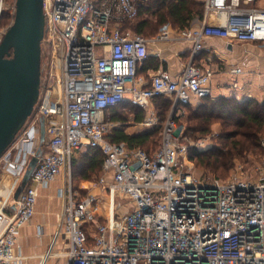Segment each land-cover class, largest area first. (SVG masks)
I'll return each instance as SVG.
<instances>
[{"label":"built area","instance_id":"obj_1","mask_svg":"<svg viewBox=\"0 0 264 264\" xmlns=\"http://www.w3.org/2000/svg\"><path fill=\"white\" fill-rule=\"evenodd\" d=\"M202 3L196 26L163 25L148 37L122 28L136 17L139 0H43L42 89L0 155V264L32 257L38 264L51 257H61L59 264H264V159L255 179L237 172L226 181L200 177L186 151L206 140L187 145L173 135L180 103L210 94L212 71L195 60L203 40L264 43V0ZM5 9L9 22L0 25V39L15 0L8 6L0 0V17ZM183 40L191 51L178 75L162 68L148 78L138 73L150 44ZM161 96L172 104L155 151L106 138L114 125L106 119L109 109L125 101L145 107ZM158 120L152 112L143 122ZM87 148L101 153L96 192L71 175V155ZM39 150L29 181L14 197ZM56 179L63 199L58 226L46 251L26 255L17 237L34 214L38 187Z\"/></svg>","mask_w":264,"mask_h":264},{"label":"trees","instance_id":"obj_2","mask_svg":"<svg viewBox=\"0 0 264 264\" xmlns=\"http://www.w3.org/2000/svg\"><path fill=\"white\" fill-rule=\"evenodd\" d=\"M146 2L143 1L141 2L143 4H139L136 15V18H139V20L132 24L134 28L131 29L144 36L146 28H150L148 30L149 35L155 33L158 27L167 23L176 28H185L200 20L203 15V5L199 1L153 0L158 9L150 11L154 16V19L150 20L146 17L147 11L150 10V6L145 5ZM130 21L126 20L124 22L128 23ZM8 22L9 14L8 11L4 10L1 14L0 25L3 23L7 24ZM148 64L155 67L158 62L154 61V57L148 56L141 67L145 68ZM153 101L157 102L158 111L156 110L155 113L158 119L161 120L160 108L170 109L172 104L171 99L161 96ZM124 106L125 108L130 106L139 107L137 104L125 101L109 109L106 113V119H118L119 116H115L113 113H116L117 108ZM180 106L186 111L187 108H192V105L189 103H180ZM137 110L139 111L135 115V121L139 122L142 121L143 114L142 110ZM186 118L188 122L185 125V129L188 131H198L202 134H206L209 131L211 123L216 120L220 122V132L217 135L220 138L218 145H211L206 151L192 148L189 152V158L194 159L199 164L210 167L212 172H217L218 169L223 171L228 170L233 164L235 156L259 147L260 140L264 138V100L255 98L239 99L234 96H217L212 98L206 95L200 98L199 104L188 110ZM154 128H157V126ZM149 132L128 133L124 128L113 125L106 138L113 142L124 141L129 147L143 148L149 139ZM101 162L100 151L94 148H87L82 152L80 159H76L71 164V175L72 171L73 173L80 172V178H88L91 173L100 171Z\"/></svg>","mask_w":264,"mask_h":264},{"label":"rangeland","instance_id":"obj_3","mask_svg":"<svg viewBox=\"0 0 264 264\" xmlns=\"http://www.w3.org/2000/svg\"><path fill=\"white\" fill-rule=\"evenodd\" d=\"M146 2L145 5H149L150 6V10L147 11L146 17H148L150 20L154 19L153 14L150 13V11H153L154 9H158V6L155 5V3L153 2V0H142V2ZM195 1H199L201 3V5H203L202 0H195ZM6 5L8 6V4L10 3V0H5ZM140 5L143 4L141 3V0H139ZM258 4V2L256 3ZM202 7V6H201ZM7 11V9H5ZM145 16V14H144ZM1 18V17H0ZM131 20L130 22H123L122 23V28L123 29H128L131 30L133 29V25L134 23H136V21L139 20V18H131L129 19ZM197 22V21H195ZM194 22V23H195ZM6 25L5 23H3L1 26ZM165 25H168L171 27V29H176V27L172 26L171 24L167 23ZM162 27V26H161ZM161 27H158L157 31L151 35L148 34V30L150 28H146V32L144 33L145 36H153L154 34H156ZM132 31V30H131ZM147 34V35H146ZM236 49H238L239 53L242 54H248L249 50H252L253 56L254 58H256V63H252L251 65H245V64H240V65H235V64H230L229 61V57L226 56L224 57L225 59H220L219 57H223V54L221 55L220 50H218L216 46L211 48V51L214 50L215 53H212L210 50H208L207 52L203 53L202 56V60L201 63H205V66H208L210 68V70L212 71V76H213V83L215 82H220L223 79L229 83L234 84V82H243L246 80H249L251 77H258V79L263 78V69L262 68V64L264 65V43L260 42V43H254L252 46H248L246 47L244 44H240L237 43L236 45ZM46 51L44 50V46L41 44V59H40V89H42V85H43V79H44V74L46 71ZM207 60V61H206ZM224 63V64H222ZM226 65V66H225ZM222 67V69H221ZM232 69H239L238 71H232ZM227 71L228 75L225 74L224 76H221L222 73L220 74V72H217V74H215V71ZM215 75V76H214ZM235 80V81H234ZM252 82V81H251ZM250 83V81L248 82ZM234 86V85H233ZM230 91V90H229ZM239 91V90H238ZM212 93V94H211ZM257 93V92H256ZM257 94H260L261 96V92L259 91ZM209 97H216L213 96V91H210V94L208 95ZM196 105H192L191 107L193 108ZM137 106H130L128 108L121 107V108H117L116 113H113L115 116H119L118 119H111L109 120L112 124H114V126H120L122 128H124V130L128 133H140V132H145V131H150L149 133V139L148 141L145 143V145L143 146L142 149L147 150L148 152H153L155 151L160 145H161V140H162V130H163V125L169 115L170 109L167 108H160L161 112L160 113V117L162 118L161 120H158V124L155 125H146L144 124V120L148 117L152 116V112H156V110L158 111V107H157V102L155 103V101H152L148 106L142 107L140 108ZM192 108H187V111L184 109L183 113L178 115V120L175 121V129H174V136L177 138L176 141H181L182 143H185L187 145L189 144H196L197 142H200V140L205 139L206 140V144L201 146L200 151H206L207 148H209L211 145L214 144H219L220 143V138L217 136L218 132H220V122L218 120L214 121L213 123L210 124V129L209 131L206 132V134H202L201 132L198 131H188L187 129H185V125L188 122L187 118H186V114L188 112L189 109ZM137 109L142 110V114H143V119L142 121H135V115L136 113L139 111ZM112 113V112H111ZM110 113V115H111ZM142 122V123H141ZM157 128H154L156 127ZM192 148L197 149L196 147L190 146L187 148L186 153L189 155V152ZM82 152H75V154L71 155V164H73L74 161H76V159H80ZM235 160L233 162V164L231 165V167L228 168V170H221L218 169L217 172H212V170L210 169V167H206L203 164H199L198 162H196L194 159H191L188 157V159L192 162V170L194 172L195 175L197 176H205L208 177L209 179L212 178H218L221 179L223 181H226L230 178H232V176L234 175V173H241L243 176L249 177L251 179H255L257 176V172H258V168L261 166L262 161L264 159V138H262L260 140V144L259 147H255L249 151L243 152L241 155H237L234 157ZM239 166H241V168H238ZM238 169V170H237ZM104 173L102 169H100V171H97L95 173H91L90 176L88 178H86L87 180V185H89L88 187L90 188V190H97L94 189L96 186V180L97 178ZM75 174V175H74ZM81 173H73L72 171V178L74 183H79L82 182L83 178H80ZM95 184H94V183ZM86 185V184H85ZM93 188V189H92ZM43 208V207H41ZM42 210V209H41ZM40 210V211H41ZM55 212H59L58 209L54 210ZM53 213V212H51ZM103 213H105V210L103 209ZM60 215V212H59ZM55 220L56 218V213L54 215ZM58 222V219L55 221V223ZM61 246L57 245L54 247L53 251H56L60 248ZM36 261V259H33ZM62 258L61 257H51L48 262L46 264H59L61 262ZM31 261V260H29ZM28 264V263H26Z\"/></svg>","mask_w":264,"mask_h":264},{"label":"water","instance_id":"obj_4","mask_svg":"<svg viewBox=\"0 0 264 264\" xmlns=\"http://www.w3.org/2000/svg\"><path fill=\"white\" fill-rule=\"evenodd\" d=\"M43 33V0H15L13 20L0 39V155L14 140L38 100ZM43 138L41 118L40 140ZM40 152L31 157L14 197L29 181Z\"/></svg>","mask_w":264,"mask_h":264},{"label":"crops","instance_id":"obj_5","mask_svg":"<svg viewBox=\"0 0 264 264\" xmlns=\"http://www.w3.org/2000/svg\"><path fill=\"white\" fill-rule=\"evenodd\" d=\"M196 25L197 22L193 23L191 26H196ZM237 43L240 42H236V41L227 42L223 39L216 37L205 38L202 43L203 48L197 53L195 60L199 62L201 65L205 66V63H201L202 60L201 58L203 56V53L207 52L208 50L211 51V48L216 46L218 47L217 49L220 50L221 55L223 54V57H219V60L225 59L224 57L228 56L230 64H235L236 66L240 64L251 65L253 62L256 63L255 61L256 58H254L252 50H249L248 54L239 53L238 49H236L235 46ZM240 44H244L246 47L248 46L250 47L254 43H240ZM149 49H150L149 56L154 57V61H157L158 64L155 67L149 66L151 64L146 65L145 68L140 67L138 70L139 74L143 75L145 78H148L157 69L162 68L170 72L171 75L176 76L180 73L185 62L188 60L190 56L191 44L189 41H184V40L165 41V42L150 44ZM156 51L158 52V55L155 54ZM211 52L215 53L214 50H212ZM263 67L264 65L262 64V68ZM262 71L264 72V69ZM217 72H220V74L222 73L221 76H224L225 74L228 73L227 71L221 70V71H215V74H217ZM262 76L263 78L260 79H258V77L256 76L254 78L251 77L249 80L239 83L234 80L235 82L232 85L231 83L227 82L226 79L225 80L223 79L220 82L213 83V76H212L210 81V91L211 92L213 91V96L216 97L234 96L239 99L255 98L258 100H264V73ZM249 81L250 83H248ZM259 91L261 92V96L260 94H257ZM169 98L172 100L171 97ZM200 98L201 97L191 95L189 104L190 105L199 104ZM87 183H88L87 180H84L82 182V185L89 186L87 185ZM60 185H61V180L56 179L52 181L50 184H48L46 187L43 186L38 187L34 214L31 217V219L21 228L19 235L17 237V245L22 253L26 255L42 253L46 251V249L50 245L54 232L58 226V222L55 223V221L57 219L59 220V212L63 202V199L59 195H57V188ZM94 189L97 190H91V192L98 191L97 186ZM55 209H58L59 211V212H55L57 218L56 220L54 217ZM37 226L42 227L41 232L37 231ZM33 259H36V261ZM38 262H39L38 258L32 257L26 259L24 264L26 263L38 264Z\"/></svg>","mask_w":264,"mask_h":264}]
</instances>
